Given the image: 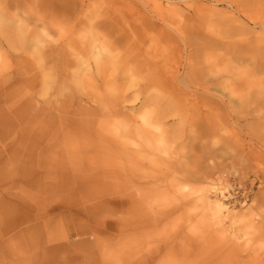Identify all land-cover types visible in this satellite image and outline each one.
I'll use <instances>...</instances> for the list:
<instances>
[{"label":"rangeland","instance_id":"1","mask_svg":"<svg viewBox=\"0 0 264 264\" xmlns=\"http://www.w3.org/2000/svg\"><path fill=\"white\" fill-rule=\"evenodd\" d=\"M73 2L0 0L20 264H264V0Z\"/></svg>","mask_w":264,"mask_h":264},{"label":"bare ground","instance_id":"2","mask_svg":"<svg viewBox=\"0 0 264 264\" xmlns=\"http://www.w3.org/2000/svg\"><path fill=\"white\" fill-rule=\"evenodd\" d=\"M42 1L51 3L52 5H54V7H56V5H63L68 7L74 4L73 0H42ZM10 175L12 176V174H9L7 176L3 174L2 169L0 168V264H20L19 243L22 235L21 225L23 224V221L22 218L20 217L21 202L15 190L17 186L16 184L18 183V179H17L18 174L14 173L12 177ZM3 189L9 190L8 192H5V194L9 195L11 198H7L6 195H4V192L2 191ZM209 200H208V206L211 210H214L216 214H218V212H222L223 208H225L221 201H217L214 199H209ZM30 228L31 227H28V229ZM83 232L84 230H81L78 231L77 234L79 235L80 233ZM29 264H49V263H42L39 261H35Z\"/></svg>","mask_w":264,"mask_h":264}]
</instances>
